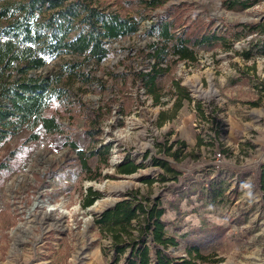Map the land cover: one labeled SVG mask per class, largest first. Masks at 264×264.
I'll return each mask as SVG.
<instances>
[{"label": "rangeland", "instance_id": "obj_1", "mask_svg": "<svg viewBox=\"0 0 264 264\" xmlns=\"http://www.w3.org/2000/svg\"><path fill=\"white\" fill-rule=\"evenodd\" d=\"M100 1L107 11L139 18L138 30L106 41L107 57L94 71L91 59L67 52L49 57L37 70L51 76L64 63L81 61L92 72L85 81L64 77L67 99L45 110L63 124L62 133L38 127V138L29 139L33 130L22 128L0 144V264H122L104 254L109 240L94 217L134 188L159 197L165 207L166 233L179 239L172 254L185 255V247L203 235L202 252L209 260L219 258L216 264H264V207L256 184L264 162V38L231 37L235 24L264 19V0L233 9L223 0H162L154 8L140 0ZM165 17H175L181 27L203 20L232 44L197 48L195 62L173 63L161 79V104L155 105L133 75L147 68L149 58L141 50L156 40L150 30ZM5 24L0 21L1 38ZM245 49L252 52L248 59L240 54ZM173 79L201 102L206 117L194 101L174 111ZM159 110L172 115L162 125L156 124ZM92 114L98 121L95 140L86 131ZM68 140L83 150L93 141L96 149L109 146L106 164L103 151L87 159L98 178H87ZM124 156L143 167L117 172ZM154 157L176 171L153 164ZM141 176L158 180L147 185ZM88 187L100 197L84 206ZM211 226L219 233L205 235Z\"/></svg>", "mask_w": 264, "mask_h": 264}, {"label": "trees", "instance_id": "obj_2", "mask_svg": "<svg viewBox=\"0 0 264 264\" xmlns=\"http://www.w3.org/2000/svg\"><path fill=\"white\" fill-rule=\"evenodd\" d=\"M140 2L146 8H154L162 0ZM223 2L229 9L250 5L247 0ZM102 5L100 0H0V21H6L1 30L4 38L0 37V144L22 128L33 130L29 139L38 138V132L34 130L38 127L47 133L64 131L63 124L54 114L45 113L54 101L67 99L64 77L88 80L90 70L98 69L107 57L106 41L132 35L138 30L139 18L107 11ZM203 23V20H197L195 24L181 27L175 17H165L151 28L150 33L156 40H151L141 50L144 57L149 58L148 66L134 72L133 82H139L153 104H161V79L168 74L173 63L180 60L195 62L197 48H211L218 43L232 44L222 42L226 35L218 34L210 26L205 28ZM235 28L231 32L233 40L246 33H255L264 38V19L248 24L239 22ZM64 52L84 55V58L91 59L92 68L85 71L82 62L77 61L64 63L61 71L51 76L37 71L42 69L49 57ZM240 54L248 59L252 52L245 49ZM170 92L173 94L174 111L183 101H194L189 90L178 79L172 80ZM194 102L198 114L206 117L201 102ZM88 113L93 111L89 110ZM95 115L100 118L101 114ZM170 117L172 115L167 116L164 110H159L156 124L162 125ZM88 118L91 124L86 131L94 139L98 134V128H95L98 121L94 115ZM94 142L89 150H83L74 141H67L89 179H96L100 174L92 173L87 159L102 151L105 153V164L108 159L109 146L102 145L96 149L97 141ZM202 142L199 136L197 143ZM152 161L166 171H176L163 158L154 157ZM141 167L142 163L129 156H124L115 165L117 172L122 174H131ZM140 180L151 185L158 178L141 176ZM256 184L261 206L264 207V162L258 166ZM98 197L99 193L88 187L83 205L92 204ZM165 211L159 197L143 195L138 188L121 193L119 199L94 217L98 232L109 240L106 248H103L104 254L110 253L114 263L121 260L122 264H216L219 261V258L209 260V256L202 252V244L207 240L203 235L196 236L193 243L185 247V255L172 254L170 248H175L179 239L166 233V222L163 220ZM217 228H205V235L218 234Z\"/></svg>", "mask_w": 264, "mask_h": 264}, {"label": "clouds", "instance_id": "obj_3", "mask_svg": "<svg viewBox=\"0 0 264 264\" xmlns=\"http://www.w3.org/2000/svg\"><path fill=\"white\" fill-rule=\"evenodd\" d=\"M244 187H250L249 185H245ZM250 194V193H249Z\"/></svg>", "mask_w": 264, "mask_h": 264}]
</instances>
